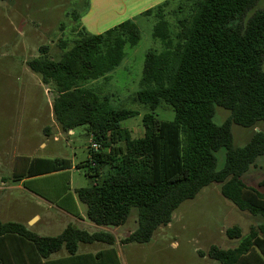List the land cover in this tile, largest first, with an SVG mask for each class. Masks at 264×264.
<instances>
[{"label": "trees", "instance_id": "1", "mask_svg": "<svg viewBox=\"0 0 264 264\" xmlns=\"http://www.w3.org/2000/svg\"><path fill=\"white\" fill-rule=\"evenodd\" d=\"M259 1L167 0L143 14L153 18L152 37L160 48L146 53L134 97L150 110L143 116L139 138L122 127L139 112L114 108L109 95L89 86L108 80L122 64L125 48L140 43L135 22L127 20L98 35L76 27L71 44L61 41L59 60L49 58L42 47L41 56L27 63L55 94L52 113L59 128L69 132L85 127L100 145L98 151L89 148L86 164L87 174L101 183L76 190L88 220L117 228L137 210L138 227L122 244L149 243L183 202L219 183L226 199L261 222L247 235L240 227L229 228L226 235L237 245L212 246L207 255L218 264H264V180L258 187L243 180L264 157V130L255 131L244 147L234 145L232 134L234 124L254 129L264 125V10L248 17ZM163 103L173 108L172 121L155 114ZM216 107L230 112L222 125L214 122ZM221 149L225 164L218 169ZM50 162L59 171L71 168L66 159ZM0 235H18L28 242L34 264L63 249L75 255L79 244L115 242L105 231L69 226L58 236L42 237L23 224L1 221Z\"/></svg>", "mask_w": 264, "mask_h": 264}, {"label": "rangeland", "instance_id": "2", "mask_svg": "<svg viewBox=\"0 0 264 264\" xmlns=\"http://www.w3.org/2000/svg\"><path fill=\"white\" fill-rule=\"evenodd\" d=\"M89 2L0 0V179H12L14 168L20 162L28 163L29 168L34 165L35 174H44L29 180L28 188L37 195L23 190L8 194L11 195L12 211L16 212L13 217H9L12 222H26L33 214H39L44 219L56 211L49 206L48 201L59 203L62 195H75V190L89 188L102 181L87 174L86 163L92 142L87 128L74 129V135L56 128L50 118L55 94L43 84L41 76L27 65L41 56L42 47H47L49 58L59 60L63 53L61 41L71 44L76 37L71 29L79 26L81 18L87 16L86 19L94 25L100 16L108 21L116 16H124L123 9L120 11L117 4L108 11L96 8L89 12ZM260 10H264V0L257 3L248 17ZM131 20L140 29V43L125 48L122 64L110 74L108 80H99L89 86L109 95L114 108L139 112L138 116L122 123V127L130 130L134 138H139L143 135V116L150 110L134 102V97L139 90L146 53L150 49H159L160 43L152 37L153 18L147 19L143 12H139ZM96 31L93 29L92 34L105 32ZM155 114L164 121H172L175 116L173 108L166 103L161 104ZM229 116L228 110L216 107L214 122L222 125ZM47 128L49 133L46 132ZM259 129L264 130V125L256 129L232 125L234 145L244 147ZM42 143L46 148L41 147ZM225 154V149L216 154L218 169L225 164ZM49 159L69 160L74 164V169L63 175L61 172L51 173L60 169ZM243 180L249 186H259L264 180V157L257 159ZM80 207L86 215V205L80 203ZM137 219L138 212L134 209L126 224L116 230V235L133 233L138 227ZM36 222L34 218L29 224L31 226V223L34 225ZM260 222V217L240 211L222 195L221 185L213 183L203 188L194 199L183 202L173 213L171 223L159 227L149 243L120 245L116 257L103 261V264H218L207 255L210 248L218 246L229 249L237 245V240L229 239L226 231L237 226L247 235ZM72 223L70 219L61 222L50 219V223L47 220L36 223L33 231L41 236H58ZM82 228L89 232L94 230L85 226ZM199 252L205 254V260ZM61 257L62 252L54 254L52 259Z\"/></svg>", "mask_w": 264, "mask_h": 264}, {"label": "crops", "instance_id": "3", "mask_svg": "<svg viewBox=\"0 0 264 264\" xmlns=\"http://www.w3.org/2000/svg\"><path fill=\"white\" fill-rule=\"evenodd\" d=\"M165 1L167 0H134V1L132 0H90L89 12L90 11L93 12L94 10H96V8L102 11H105V9L108 11L111 9L112 6H114V4H117L120 8V11L123 9L124 16H121V17L114 16L115 18H113L111 21H108L107 19L103 20V18L105 17L100 16L99 19H97L94 22V25H92V22L86 19L87 16H85L84 18L80 19L78 27L84 28L90 34H92L93 29H97L95 33H101V31H104V30L106 31V29L109 30L111 29L110 27L113 28L114 26L118 25V23L121 22L123 19L131 20L134 15H137V13L143 12L144 14L146 11H149L161 5ZM118 3H121V5H119ZM136 4L138 5L137 7H136ZM132 6L134 7V9H131ZM119 13L120 12H118V15ZM119 18L120 20H118ZM145 18L149 19L148 17H145ZM113 21H116V22H113ZM105 24L109 26H105ZM75 29L76 27L75 28L73 27V29L71 30L74 32ZM50 118L51 120H53L52 122H55L53 118L52 110L50 112ZM55 126L56 128L59 129V126L56 124V122H55ZM65 133L74 135L75 132L74 130H70L69 132H65ZM41 147L46 148V145L42 143ZM42 160H46V159H42ZM73 169H74V164L71 162V168L66 169V170H61L58 172H52V173L61 172L63 175L67 173L68 170L73 171ZM34 170H35L34 165H32L29 168L28 163L20 162L14 168V174H13L12 179H6V178L0 179V221L1 222L3 223L12 222L9 220V217L11 216L13 217L16 214L15 210L14 212L12 211V201L11 199H9L11 195H8V194L12 193L15 190H23V191L29 192L30 194H36L34 190H32L31 188H28L29 180L32 178L42 176L44 174H35ZM48 203L50 207L56 210L54 214H48L44 217V219L39 214H33L30 218L26 220V222H23V223L12 222V223L23 224L24 226L28 228V230H30L31 232H34L33 228H34V225H36V223H42V222L44 223L46 222V220L49 221L50 223V219H53L58 222H61L64 219H70L73 223L69 224L67 227L74 226L80 230H84L87 232L89 231L86 229H83L82 228L83 226L93 228L94 230L90 231L89 233H96L99 231L109 232L115 237V242L113 245H107V244L100 243V242L93 243V244H79L77 253L75 255H70L65 249H63L61 251L62 252L61 258L52 259V256L54 255L53 254L48 259H42L43 264H58V262L59 263L62 262V264H103V261L108 260V259L113 260L116 257V253H119L118 247L120 245H124L121 243V241L124 238H126L128 235H130V234H123V235L117 236L116 230H118V228H120L121 226L112 230L111 228L100 227L90 222L88 218L86 217V215L81 210L80 203L82 202L79 200L76 194V190H75V195L73 194L62 195V198L59 201V203H54L51 201H48ZM34 218L36 219L37 222L34 225H32L33 223L32 222L30 226L29 223ZM42 237H47V236H42ZM61 252H58V253H61ZM205 258L206 256H203L202 259L205 260ZM34 263H35L34 251H33L32 246L28 242L24 241V239H22L18 235H0V264H34Z\"/></svg>", "mask_w": 264, "mask_h": 264}, {"label": "built area", "instance_id": "4", "mask_svg": "<svg viewBox=\"0 0 264 264\" xmlns=\"http://www.w3.org/2000/svg\"><path fill=\"white\" fill-rule=\"evenodd\" d=\"M90 148L94 151H98L100 149V145L92 140Z\"/></svg>", "mask_w": 264, "mask_h": 264}]
</instances>
